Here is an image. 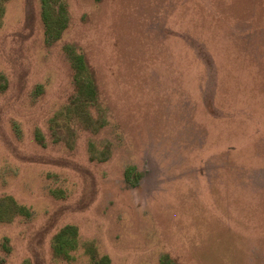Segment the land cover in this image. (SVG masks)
Listing matches in <instances>:
<instances>
[{
    "label": "rangeland",
    "instance_id": "374dc122",
    "mask_svg": "<svg viewBox=\"0 0 264 264\" xmlns=\"http://www.w3.org/2000/svg\"><path fill=\"white\" fill-rule=\"evenodd\" d=\"M45 1L0 0V258L264 264V0Z\"/></svg>",
    "mask_w": 264,
    "mask_h": 264
},
{
    "label": "trees",
    "instance_id": "16d2710c",
    "mask_svg": "<svg viewBox=\"0 0 264 264\" xmlns=\"http://www.w3.org/2000/svg\"><path fill=\"white\" fill-rule=\"evenodd\" d=\"M45 0H42V2ZM46 2V1H45ZM53 4V3H52ZM54 5V4H53ZM53 11V9H52ZM49 13L43 12L42 19L44 24L45 33L47 34V31L49 32L52 28V24L49 22L48 19ZM66 27V21H64V24L60 27V29L56 32V35L54 36V40H56L59 36V33L62 32L63 28ZM47 37H51L47 36ZM87 62L85 61L83 56L77 57L76 59H73V66L76 69V75L74 76L76 87L78 88V91L84 90V92L87 93L88 97L85 96L86 100L84 101L85 104H91L96 101V95H97V86L94 80V77L92 75H89L90 79L83 78L85 77L86 70H89V66L87 67ZM81 77V78H80ZM1 78H5L4 76ZM6 87L0 85V90L4 89ZM83 103V104H84ZM5 201H9L10 207H7L4 211L0 208V223L4 222L5 214H8V212H11V216H18V217H29L30 211L24 207V206H18V204L11 198L3 199ZM12 208V209H11ZM9 240L5 239L2 243V250L5 252L10 251ZM78 245V229L73 226H66L62 228L54 237L52 242V251L55 258L58 259H64V260H70L71 259V252L77 248ZM87 253L90 257V264H112L111 259L108 256H101L98 254V252L91 248L87 250ZM175 264H178L176 261H174ZM6 261L3 258H0V264H5ZM162 264H173L170 257L165 256V258L162 259Z\"/></svg>",
    "mask_w": 264,
    "mask_h": 264
}]
</instances>
